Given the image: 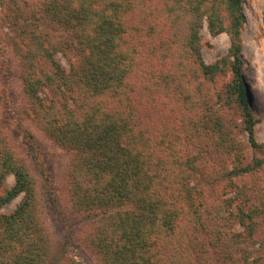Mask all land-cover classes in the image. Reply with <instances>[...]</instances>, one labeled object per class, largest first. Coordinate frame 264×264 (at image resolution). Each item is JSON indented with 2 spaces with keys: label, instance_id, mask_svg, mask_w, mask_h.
Returning <instances> with one entry per match:
<instances>
[{
  "label": "trees",
  "instance_id": "obj_1",
  "mask_svg": "<svg viewBox=\"0 0 264 264\" xmlns=\"http://www.w3.org/2000/svg\"><path fill=\"white\" fill-rule=\"evenodd\" d=\"M242 1L42 0L36 10L27 4L72 29L79 43V58L66 69L56 58L58 46L26 32L20 79L32 120L73 154L70 193L77 209L99 214L86 242L102 264H217L210 248L226 264H264L253 245L264 227V180L245 179L262 162L245 164L240 142L219 129L214 147L221 152L212 150L232 158L233 166L217 177L231 188L209 201L196 183L201 176L217 179L206 166L208 152L190 150L187 136L158 128L151 116L160 110L159 95L175 81L192 83L198 67L205 78L224 75L221 61L202 59L206 19L211 34L227 32L231 39L233 78L224 99L242 112L252 148H262L242 71ZM8 172L15 184L2 192ZM21 192L16 209L0 215V264H44L48 240L36 218L32 178L0 127V207Z\"/></svg>",
  "mask_w": 264,
  "mask_h": 264
},
{
  "label": "rangeland",
  "instance_id": "obj_2",
  "mask_svg": "<svg viewBox=\"0 0 264 264\" xmlns=\"http://www.w3.org/2000/svg\"><path fill=\"white\" fill-rule=\"evenodd\" d=\"M41 2L42 0H0V127L13 155L32 178L38 209L36 218L48 240V254L44 264H102L86 242V232L99 214L77 209L70 193L67 173L73 154L56 144L35 124L25 105L19 50L25 46L26 32L42 34L58 46L56 58L66 69H69L70 61L77 60L80 55L79 43L72 29L49 20L40 13L35 14L27 6L28 3L35 4L33 8L36 10ZM242 6L245 15L241 30L242 71L250 111L256 120V140L263 145L262 148H252L242 112L233 102L228 103L224 99V89L233 78L228 67L231 61V39L227 32L211 34L206 19L201 28L202 59L206 65L221 61L224 75L214 78L209 75L205 78L197 66L200 74L192 79V83L175 81V86L171 89L166 87L163 95H159L162 99L160 110L152 111L151 116L158 128L169 126L173 131H179L175 133H179L182 138L187 136L190 139V150L200 149L202 153L207 151L203 155L206 166H210L208 171L216 172V177L230 171L233 166L232 158L212 150L216 149L214 145H217L219 129L227 130L232 142H240L245 164H253L255 159L262 162L260 169L245 177L247 182H255L264 180V0H243ZM15 7L21 8L28 18L31 16L32 21L23 20V16L22 19L14 12ZM193 65L191 68L196 69V63ZM27 136L33 137L34 148L29 146ZM199 178H196V183L205 189L209 201L217 191H228L231 188L226 179ZM14 184L15 175L8 172L3 179L2 192ZM24 195L25 192H21L3 204L0 215H10ZM236 228L241 229L239 226ZM253 245L264 259V227L257 232ZM210 249L217 264H226L219 258L216 250Z\"/></svg>",
  "mask_w": 264,
  "mask_h": 264
}]
</instances>
